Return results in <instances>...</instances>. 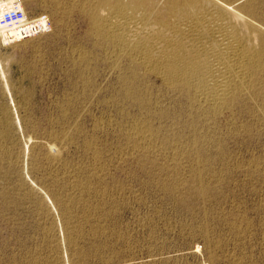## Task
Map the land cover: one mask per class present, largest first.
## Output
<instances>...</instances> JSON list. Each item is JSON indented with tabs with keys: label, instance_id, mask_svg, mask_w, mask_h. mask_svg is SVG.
Masks as SVG:
<instances>
[{
	"label": "rangeland",
	"instance_id": "374dc122",
	"mask_svg": "<svg viewBox=\"0 0 264 264\" xmlns=\"http://www.w3.org/2000/svg\"><path fill=\"white\" fill-rule=\"evenodd\" d=\"M78 5L0 0V264H264L261 100L204 117Z\"/></svg>",
	"mask_w": 264,
	"mask_h": 264
},
{
	"label": "bare ground",
	"instance_id": "6f19581e",
	"mask_svg": "<svg viewBox=\"0 0 264 264\" xmlns=\"http://www.w3.org/2000/svg\"><path fill=\"white\" fill-rule=\"evenodd\" d=\"M75 1L89 18L91 32L102 43L108 42L115 56L126 57L134 67L156 76L167 90L188 94L192 108L204 117L251 99L261 100L259 108L264 111V17L259 16L255 0ZM135 92L132 87L128 95ZM49 150L53 164L59 153ZM54 198L65 210L61 196Z\"/></svg>",
	"mask_w": 264,
	"mask_h": 264
},
{
	"label": "built area",
	"instance_id": "2783aa9c",
	"mask_svg": "<svg viewBox=\"0 0 264 264\" xmlns=\"http://www.w3.org/2000/svg\"><path fill=\"white\" fill-rule=\"evenodd\" d=\"M25 20H26V15L22 10L12 9V10H6L2 14L0 18V23L2 26L13 27L20 25ZM39 29H42V27L40 26H38L37 28L34 27L31 35Z\"/></svg>",
	"mask_w": 264,
	"mask_h": 264
}]
</instances>
